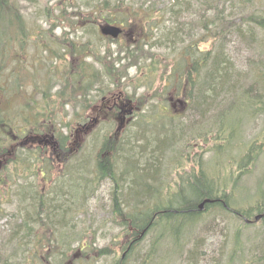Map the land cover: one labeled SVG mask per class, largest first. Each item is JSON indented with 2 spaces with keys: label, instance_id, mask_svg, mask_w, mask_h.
<instances>
[{
  "label": "rangeland",
  "instance_id": "obj_1",
  "mask_svg": "<svg viewBox=\"0 0 264 264\" xmlns=\"http://www.w3.org/2000/svg\"><path fill=\"white\" fill-rule=\"evenodd\" d=\"M9 1L13 2L12 5L15 3L16 7L18 6V16L25 22L21 24L26 27V35L29 38L24 52L18 51L16 54L18 57L21 56L22 62L14 63L11 54L16 52L15 49L5 58L6 61L8 60L6 63L8 66L4 69V75L8 77V80L12 78L14 82L18 79L17 86H19V80L23 81L21 92L8 99L9 106H4V109L7 110L6 114L13 118L16 117L15 132L25 131L27 133L26 137L24 133L19 136V141L24 142L29 136V132L26 130L30 129L32 132L35 129L26 127L22 123L24 117H29L32 114L29 103L32 102L36 110L43 109L42 106L45 105L43 102L44 93H47L51 104L48 111L53 113L48 115L51 120L54 119V124L57 127L52 133H56L57 137L68 136L73 142L79 144V146L73 147L74 152L68 155L72 154L71 157L74 158L73 160L77 159V162H81L83 159V164L86 163L88 168L87 173L86 171L82 172V169L75 171L76 174L83 177V181L79 185L83 184L86 188L87 198L85 202H80L84 206L79 208V213L69 217L71 226L67 229L75 230L74 235L83 237L84 243H89L93 239L95 242L92 246L97 249H109L116 256L114 258L113 256L102 257L93 262L90 251L86 250L85 258L78 256L77 260H74L73 256L78 252L81 253L80 248L83 244V242L75 241L71 250L67 251L68 255L62 256L59 260L63 261L60 264H113L126 254L130 240L128 233L121 226L122 223L115 218L111 210L112 182L101 180L98 183H92V185H88V182L93 179L92 172L96 168V157L99 154V149H96L97 144L103 142L102 139L100 140L98 132L102 131L101 135H106L117 142V139H121L128 130H131L130 132L144 130L136 126V123L143 119L158 123L163 132L178 126L175 124L183 123V134L178 133L179 141L176 145L171 146L166 153L164 172L160 175L163 185L162 187L158 183L156 185L159 187L162 199L165 202L171 200V202L181 204L183 200L176 197L180 185L184 183V179H189L193 172L198 175L202 167L204 174L218 183L224 190L223 192H227L231 196V208L227 213L212 208L213 210L203 213L199 218L196 217V221L192 224H187L188 222L183 219H176L173 225L174 231H178L180 234L179 237L168 232L167 229L161 230L160 228H157L158 232L151 231L145 237H140L141 242L130 253L132 264H141L140 257L149 253L153 246V240L156 241L155 254L148 264H192L187 256L194 245H198L200 252H203L201 258L195 259L197 264H230V261L231 264H246L254 255L258 256V260L252 264H259V242L264 238V224L258 222L249 225L244 220H240L233 211L251 208L259 199V190L264 188V148L259 151V146L264 147L263 117L261 115L250 116L243 112L239 118L240 123L233 133L235 138L228 142L227 148H225L226 145L221 143L222 140H216L217 132H212L216 130L213 121L200 118L199 113L193 112L190 103L185 104L182 101L184 97H181L179 89L174 85V79L170 77L176 63L173 51H168L165 48L149 49L148 47L139 50L133 46L127 49L126 45L141 42L133 40L132 34L135 36L134 33L137 32L130 33L129 28H125L128 34L121 39L102 38L97 30L105 23H96L97 30L93 28L94 26L92 27L91 23H95L96 16L92 17V14L86 11L88 0ZM132 1L138 8L143 7L141 4H145L144 8H148L154 2L157 6L155 9L165 13L160 15L164 29L177 28L175 17L167 14L170 0ZM187 1L192 3V7L190 12L181 17L180 23L186 24L187 30L185 29L183 36L188 41H190L189 32L191 31L194 35L203 34L200 30V18L212 19L217 11L224 12L227 17L235 21L242 20L257 11L259 15L264 14V0H250L247 4L243 2L244 0ZM10 13L15 15V9L11 7ZM91 17L92 22H85L86 18ZM141 31L144 30L141 29ZM137 35L141 40L148 39L142 32L141 35L138 33ZM47 41L52 45H45ZM88 45H90L89 48H87ZM258 46L259 56L263 55L264 31L259 35V43L253 48L257 49L256 54ZM84 47L85 52L82 55H69L71 51H81ZM203 48L209 49V45L206 44ZM135 49L139 51L133 54ZM253 49L243 40L233 39L229 43L231 56L242 70H249L248 61L253 57ZM86 55H92L93 59H85ZM99 59L113 73L111 76L114 80L113 83L107 77L106 68L98 63ZM84 64L91 65L93 70L86 80H80L77 89L81 92L75 94L71 82H69L71 88L66 87L69 85L65 80L68 77L67 71L75 70L78 67L81 70L84 68ZM94 71L96 73L95 80L90 78ZM90 79L91 82L99 80V83H104L106 87L104 90L107 93L104 95L102 92H96L98 89H103L99 83H96L92 89H85ZM63 85L65 88H62ZM2 87H5L2 90H6L4 96L7 98L16 91V87L13 89ZM84 90H88L86 94H82ZM60 92L63 93L60 94ZM116 113L117 115H115ZM159 116L161 118H158ZM43 119L41 118V121ZM146 129H152V127ZM205 134H208L205 137L207 139L201 138ZM55 140L53 139L56 143ZM39 145H43L41 146L43 148L38 149L37 146H30L26 151L34 157L31 158V161L28 158L27 161L21 152L17 156L9 154L7 159L2 158V162H0V165L6 166L3 177L7 183L0 189L3 195L0 199L3 200L2 203L6 202L3 205L5 214L0 215V264L16 263L6 262L14 248L7 247L4 242L9 240L15 231V223L22 222L18 200L20 186L40 185L44 189L51 187L56 183V179L59 177L62 179L65 175L63 174L64 165L68 162V159L64 157L65 153H61V160L59 157L51 160L54 157L51 151L55 150L52 142L43 136L40 137ZM219 145L222 147L220 146L217 150ZM251 146L258 151L254 154L253 160L248 161L247 169L242 172L246 155L250 154L248 151ZM17 147L24 149L29 147V143L27 142L25 146L21 147L18 144ZM77 147L80 150H77ZM32 148L33 150L30 151ZM45 149H47V154ZM40 152H43L45 156L40 155ZM40 168H45L48 171V178L53 180L52 183L50 181L45 185L42 176L39 175ZM35 174H38L37 178ZM74 177V181H79L78 176ZM186 193L188 197L186 201L193 202L190 191ZM153 204L154 201L147 203L149 207H152ZM74 206L78 207L79 205ZM125 211L131 213L132 209L129 208ZM34 226L35 231L37 230V238L42 235L51 236L46 228L37 224ZM174 237L176 238L174 239ZM69 241L73 242V240ZM28 243L32 245V248L48 246L45 241L41 245L34 244V242ZM41 249L44 250V248H40L38 251ZM3 257L6 260H1ZM23 259L18 254L14 257V260ZM71 259L74 262H71Z\"/></svg>",
  "mask_w": 264,
  "mask_h": 264
},
{
  "label": "trees",
  "instance_id": "obj_2",
  "mask_svg": "<svg viewBox=\"0 0 264 264\" xmlns=\"http://www.w3.org/2000/svg\"><path fill=\"white\" fill-rule=\"evenodd\" d=\"M248 1L250 0H244L243 2L247 4ZM12 3L9 0H0V94L4 96L6 91L2 90L5 89L2 86L10 89L16 87V91L11 97L7 98L4 96L6 102L0 107V162H2V158L7 159L9 154L17 156L21 152L26 160L28 158L31 161V158L34 157L26 151L29 150L30 146H37L38 149L43 148L41 147L43 145H39L40 137L43 136L55 146V150L51 151L52 155H54L53 158H51L49 152L51 160H55V157L60 158L61 153H65L64 157L68 159V162L64 165L63 174L65 175L63 178L59 179V177L56 179V183L52 184L51 187L43 189L40 185L34 187L20 186L18 189L19 212L22 222L19 224L15 223V231L11 234L9 240L4 242L7 247L14 248L12 255L8 257L6 262L12 261L16 262L15 264H34L36 262L39 264H60L63 261L59 260L62 256L68 255L75 241L83 242V244L80 248L81 253L78 252V254L73 256L74 260H77L78 256L85 258L86 250L90 251L91 261L93 262L102 257L110 258V256H113L114 258L116 256L113 251L106 248H95L92 246L93 242H95L93 239L89 243H84L83 237L74 235L75 230L67 229L71 226L69 217L79 213V208L84 206L80 202H85L87 198L85 195L86 188L83 184L80 186L83 177L76 174L75 171L82 169V172L86 171L87 173L88 168L86 163L83 164V159L81 162H77V159L73 160L74 158L71 157L72 154L68 155L74 152L73 147L79 146V144L73 142L68 136L63 137V135H60L57 137L56 133H52L57 127L54 124V119L51 120L48 115L53 113L48 111L51 104L47 93H44L43 102L45 105L42 106L43 109L36 110L32 102L29 103L31 104L29 108L32 114L29 117H24L22 123L26 127H34L35 129L32 132L30 129L26 130L29 132V136L24 142L19 141V136L24 133L26 137L27 133L25 131L15 132L16 117L13 118L6 114L7 110L4 109V106H9L10 101L8 99L21 92L23 81L21 80L20 82L19 80V86H17L18 79L14 82L12 78L8 80V77L4 75V69L8 66L6 65L8 60L6 61L5 58L15 49L16 52L11 54L14 63L22 62L21 56L18 57L16 54L18 51L20 53L24 52L29 38L26 35V27L21 24L25 22L18 16V6L16 7L15 3L12 5ZM191 4L187 0H170V8L167 14L174 16L178 25L177 28L168 30L164 29L163 23H161L162 19H160V15L164 12L155 9L157 6L154 2L148 8H144L145 4H141L143 7L138 8L132 0H88L86 11L92 14V17H96L95 23L92 22V17L86 18L85 22H92V27L94 26L93 28L96 30L97 24L120 25L129 28L130 33L136 31L141 35L142 32L148 38L145 41L141 40L137 33H134L135 36L132 34L133 40L141 42L126 45L127 49L133 46L134 48H139V50L148 47L149 49L165 48L168 51H173L176 63L170 77L174 79V85L179 89L181 97H184L182 101L185 104L190 103L191 109L193 112L199 113L200 118H207L213 121L216 130L212 132H217L216 140H222L221 143H225V148H227L228 142L235 138L233 133L240 123L239 118L243 112L250 116L261 115L264 119V54L259 56V46L257 47V54V49H253L259 43L260 33L264 31V14L259 15L257 11L242 20L237 19L235 21L227 17L224 12L217 11L212 19L208 17L200 18V23L202 24V26L200 24V30L203 34L194 35L191 31L189 32L190 41H188L183 36V33L187 30L186 24L180 23V20L182 16L190 12ZM11 7L15 9V15L10 13ZM141 29L144 31H141ZM233 39L243 40L253 49V57L248 61V71L240 69L237 65L238 63L231 56L229 43ZM147 41L150 43H146ZM141 43L142 45H139ZM206 44L209 45V49L203 48ZM45 45L51 46L52 44L47 41ZM63 50H66V48H63ZM139 50L135 49L133 54H136ZM83 52H85V47L81 51H71L69 55L76 54L79 56ZM15 55L16 58H14ZM63 57L65 58V55ZM89 58L93 59V56H85V59ZM98 63L102 64L101 59H99ZM105 68L107 77L113 83L114 80L111 78L113 73L109 71V67ZM91 70H93L91 65L84 64V68L81 70L78 67L75 70L67 71L66 83L68 82L69 84L71 82L73 84L75 94L81 92L77 89L78 83L81 79L83 81L86 80L90 76ZM95 74L94 71L90 78L95 80ZM91 79L85 89H92L96 83H99V80L91 82ZM99 85L103 89H98L96 92H102L105 95L107 91L104 90L106 88L104 83L100 82ZM66 87L71 88L70 84ZM62 88H65V85ZM87 91L84 90L82 94H86ZM62 93L60 92V94ZM1 102H3V98H0ZM113 111L115 112L116 109L114 108ZM41 118L44 119L41 121ZM158 118H161V116ZM175 125L178 126L163 132L158 123L149 122L145 119L139 120L136 126L144 130L133 132L128 130L121 139H117L116 135L117 142L106 135H101L102 131L98 132V136L103 142L97 144L96 149H99V154L96 157V168L92 172L93 179L88 182V185L98 183L101 180L112 182L111 210L115 218L122 223L121 226L128 233V239L130 240L126 254L113 264H132L130 253L141 242L140 237H145L151 231L156 230L158 232L157 228L161 230L167 229L168 232L179 237L178 231H174L173 223L176 219H183L188 222L187 224H192L196 221V217L199 218L203 213L213 210L212 208L222 210L224 213H227L231 208V196L227 192H223L224 190L221 189L218 183L209 179L204 174L202 167L198 175L193 172L192 176L189 179H184V183L180 185L176 197L183 200L181 204L171 202V200L165 202L162 199L159 194V187L156 185L157 183L161 187L163 185L160 175L164 172L166 153L171 146L176 145L179 141L178 133L183 134V123ZM148 127H152V129H146ZM206 135L208 134L201 136V138L207 139L205 138ZM31 137L38 138L39 141H32ZM53 139H56V143ZM25 142L29 143V147L24 149L17 147L18 144L20 147L25 146L27 144H24ZM220 146L216 149L218 150ZM261 148L263 149L264 147L259 146V151ZM32 150L33 148L30 151ZM77 150H80L79 147H77ZM45 151L47 154V149ZM256 151L258 149L250 147L248 151L250 154L246 155L242 172L247 169L248 161L253 160ZM40 155L45 156L43 152H40ZM76 165L79 166L76 167ZM4 171H6V166L0 165V189L7 184L5 177H3ZM39 171V175L42 176L46 185V183L51 181L48 178V171L45 168H40ZM35 175L37 178L38 174ZM74 176H78L81 180L74 181ZM189 191L194 201L188 203L186 201L188 199L186 192ZM1 193L2 190H0V197H3ZM150 201H154L152 207L147 205ZM206 201L210 202L206 203L204 211L201 212L199 207ZM2 202L3 200L0 199V215L5 214L3 205L6 202ZM74 205L79 206L75 207ZM133 205L135 207H132ZM129 208L132 209L131 213L125 211ZM233 212L236 213L240 220H249L253 224L257 223L256 218L258 216H262L259 223L264 224V188L259 190V199L255 205H252L248 210L240 209ZM189 219L191 220L189 221ZM34 224L46 228L51 236L42 235L37 238V230L35 231ZM177 239L179 240V238ZM43 240L47 242L48 246H34L36 250L28 243L34 242V244L41 245L44 242ZM69 240H73V242ZM155 243L156 241L153 240L149 255L140 257L141 264H148V261L154 256ZM40 248H44L45 254L43 249L38 251ZM16 254L24 259L14 260ZM202 256L203 252H200L198 245H194L189 250L187 259L192 264H197L195 259H199ZM72 259L71 262H74ZM1 260L6 259L3 257ZM257 260L258 256L254 255L247 263L252 264ZM259 264H264V238L259 242Z\"/></svg>",
  "mask_w": 264,
  "mask_h": 264
},
{
  "label": "water",
  "instance_id": "obj_3",
  "mask_svg": "<svg viewBox=\"0 0 264 264\" xmlns=\"http://www.w3.org/2000/svg\"><path fill=\"white\" fill-rule=\"evenodd\" d=\"M101 33L103 36L111 37L113 39H118L122 35L123 29L116 27V26H112V25H106L101 28ZM207 202H210V201H206V203ZM206 203L200 206V210L204 209V206ZM261 219H262V216H259L256 218L257 221H260Z\"/></svg>",
  "mask_w": 264,
  "mask_h": 264
},
{
  "label": "flooded vegetation",
  "instance_id": "obj_4",
  "mask_svg": "<svg viewBox=\"0 0 264 264\" xmlns=\"http://www.w3.org/2000/svg\"><path fill=\"white\" fill-rule=\"evenodd\" d=\"M98 28H99V27H98ZM126 32H127V31H126ZM127 34H128V33H127ZM127 34H126V35H127ZM104 39H108V38H104ZM0 98H1V99L3 98V102L0 103V107H2L1 105H4L6 101H5L4 96H3L2 94H0ZM121 108H122V107H121ZM31 139H32V141H35V140H37V142L39 141L38 138H34V137L32 138V137H31ZM39 142H40V141H39ZM26 143H27V142H25L24 144H26ZM35 144H37V143H35ZM21 145H22V144H21ZM245 221H246L247 223L249 222L248 220H245Z\"/></svg>",
  "mask_w": 264,
  "mask_h": 264
}]
</instances>
